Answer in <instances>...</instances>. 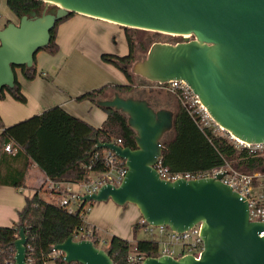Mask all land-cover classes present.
Returning a JSON list of instances; mask_svg holds the SVG:
<instances>
[{"label": "water", "instance_id": "95a60500", "mask_svg": "<svg viewBox=\"0 0 264 264\" xmlns=\"http://www.w3.org/2000/svg\"><path fill=\"white\" fill-rule=\"evenodd\" d=\"M38 1L46 8L0 30V94L5 87L15 88V66H34L57 22L79 14L128 28L192 36L176 44L154 43L147 57L134 63L133 74L152 82H187L224 130L247 144H264V0ZM50 5L54 7L47 9ZM96 105L127 116L137 148L95 139L92 154L109 149L126 162L128 172L120 186L106 184L96 193L77 196L83 204H132L147 224L179 233L201 224L204 249L198 257H150L142 264H264V236L259 235L264 223L251 221L246 198L222 181L228 171L192 180L160 178L155 166L162 158L163 138L173 130L172 110H156L146 99L118 92ZM19 229L14 264H28L26 230L23 224ZM53 250L67 263L115 264L110 250L75 235Z\"/></svg>", "mask_w": 264, "mask_h": 264}, {"label": "trees", "instance_id": "16d2710c", "mask_svg": "<svg viewBox=\"0 0 264 264\" xmlns=\"http://www.w3.org/2000/svg\"><path fill=\"white\" fill-rule=\"evenodd\" d=\"M7 4L20 21L22 16L42 8L45 3L38 0H7ZM75 15L77 14H70L57 22L51 31L49 45L40 51L51 55L59 52L58 28ZM122 28L129 47L128 54L125 56L103 54L102 60L120 70L127 82L105 85L88 91L76 97L77 102L89 101L96 104L98 99L108 98L109 92H118L124 97H136L132 93L135 91V77L138 75L129 70L135 63L138 45L135 36L131 34L135 29ZM17 69H21L25 78L30 81L37 76H43L37 70L36 58L32 68L15 66V74ZM7 96L20 103L27 102L17 76L15 88L5 87L0 94V101ZM136 98L146 99L156 109L151 98L146 96ZM101 109L106 112L107 118L99 128L71 115L60 106L52 107L9 127H5L0 115V185L24 187L31 164H36L47 178L54 182H85L90 179L93 172L101 171L99 165L92 163L96 138L103 143H116L121 140L122 147L136 149L135 131L128 125L127 116L114 109ZM172 111L174 126L163 138L162 153V164L171 172H210L224 166L246 174L264 170V151L250 153L247 149L237 148L220 135L202 132L180 102ZM8 144H11L14 150L10 156H7L5 151ZM20 162L22 166L18 167ZM90 165L92 169H89ZM85 207L86 204L70 213L65 208L41 199L38 192L32 197H27L24 207L18 213V223L0 226V264L15 263V241L19 237L20 224L24 225L28 239L26 245L28 264H46L50 260L57 264H80L67 263L62 253L54 254L53 248L65 242L71 235H79L81 231H91L93 236L90 239L96 245L99 244L98 231L84 220L88 212ZM140 229L142 227L137 223L134 226V239L138 253L146 258L158 257L159 244L148 239L138 240L137 233ZM131 246L129 240L114 236L107 242L105 249L111 251V258L115 264H127L132 251Z\"/></svg>", "mask_w": 264, "mask_h": 264}, {"label": "crops", "instance_id": "0c3cea01", "mask_svg": "<svg viewBox=\"0 0 264 264\" xmlns=\"http://www.w3.org/2000/svg\"><path fill=\"white\" fill-rule=\"evenodd\" d=\"M10 22L18 24L19 20L8 7L7 0H0V30ZM122 35L126 39L125 32L119 25L84 15L77 14L62 23L57 36L59 52L51 55L40 51L35 57L38 72L45 75L30 81L25 78L21 69L16 70L27 102L20 103L10 96L0 101V115L5 127L55 106L62 107L96 128L101 127L107 118L106 112L92 102H77L75 98L98 87L127 82L120 70L102 60L103 54L112 51L110 46L107 48L110 38L118 36L121 39ZM82 70H88V75L82 76ZM13 152H6V155L10 156ZM20 166L21 162L18 164ZM48 181L46 174L36 164H31L25 186L22 187L23 192L19 188L0 185V226L18 223V213L24 207L27 197L38 192L41 199L48 201L44 197V193L51 195L47 191ZM140 216L135 205L120 207L108 201L106 204L96 205L94 213L90 215L92 218L86 223L95 227L100 238L105 241L118 236L131 242L132 235L134 238V226ZM46 264L57 263L50 260Z\"/></svg>", "mask_w": 264, "mask_h": 264}, {"label": "built area", "instance_id": "2783aa9c", "mask_svg": "<svg viewBox=\"0 0 264 264\" xmlns=\"http://www.w3.org/2000/svg\"><path fill=\"white\" fill-rule=\"evenodd\" d=\"M178 37H181L182 39H193V37L189 35ZM155 83L154 88L157 90L172 93L177 97L178 101L185 107L202 132H210L215 135H220L237 148L247 149L250 153L264 151V144H247L236 138L230 132L224 130L210 115L207 108L200 101L199 96L194 93L187 82L183 80H172L166 83ZM120 142L121 140L116 142V144L120 145ZM5 151L9 153L13 152L11 144L5 146ZM92 156L93 165H99L101 171L93 172L89 180L81 183L54 182L49 180L47 183V190L51 194L53 200L57 202L56 205L67 209L70 213L85 206L86 203L83 204L80 197L96 193L106 184L120 186L128 172L126 162L109 149L97 150ZM89 169H92V165L89 166ZM155 169L160 178L168 181H176L180 178L192 180L203 177H214L217 173L228 171L229 173L224 175L222 181L246 198L249 203L250 220L264 223V192L258 193L255 191L256 189L264 188V182L259 181V179H264V170L252 174H246L231 169L229 166H224L210 172L173 173L167 167L163 166L162 158L155 166ZM19 190L20 192L24 191L23 188H19ZM139 224L144 232L157 238V240L154 241H156L160 247V255L158 257L171 256L176 259L186 255H194L198 257L204 249V241L200 235L201 224H197L191 229L181 233L172 230L166 225H149L144 219H142ZM259 235L263 237L264 231ZM92 236L91 231H81L79 235H75V238L77 240H91L90 237ZM107 242L108 241L100 238L97 246L105 249ZM53 252L54 254L58 253L56 250H53ZM145 259L147 258L144 255L139 254L137 248L134 246L128 256L127 264H142ZM28 260L31 261V258Z\"/></svg>", "mask_w": 264, "mask_h": 264}, {"label": "rangeland", "instance_id": "374dc122", "mask_svg": "<svg viewBox=\"0 0 264 264\" xmlns=\"http://www.w3.org/2000/svg\"><path fill=\"white\" fill-rule=\"evenodd\" d=\"M54 6L50 5L47 9H51ZM46 8V4L43 5V7L41 9H45ZM117 25V24H116ZM120 26V25H119ZM121 28L123 26H120ZM123 29V28H122ZM131 34L135 36V40L137 42V40L140 41V39H144L145 37H149L152 35H158L160 36L159 38H161L162 40H170L171 42H173V44H176L178 40H181V37L175 36V35H170L167 33H158V32H154V31H146V30H140V29H135L131 31ZM116 36H112L110 38V42L108 43L109 45H107V48L110 46L112 48V51H107V54H111V55H119V56H125L128 54L129 52V47H128V43L127 40L124 38V36L122 35V38L120 39L118 36L115 38ZM153 44H149L146 45L145 47H143V49L140 50V48L137 45V50L135 53V63L137 61H141L143 59H145L148 55L149 49ZM65 51H68V48H65ZM106 63V62H105ZM109 64V63H107ZM112 65V64H110ZM134 64H132L129 68V70L132 72V67ZM113 66V65H112ZM83 73H80L82 76H87L88 75V70H82ZM77 73H79V71H77ZM143 79L140 76H136L135 77V91L132 93L133 95H135L136 97L138 96H146L148 98H151L152 103L155 105V108L157 110L161 109V108H166V109H170L172 110L174 107H176L179 104V101L177 99V97L172 94V93H168L165 91H160L157 92L155 91L153 94L156 98L151 97L148 92H144V89H142V83ZM101 88V87H98ZM96 88V89H98ZM94 90V89H93ZM91 91V90H90ZM114 92H109L107 94L108 98H111L113 96ZM259 181L264 182V179H259ZM79 190V189H77ZM37 191V190H35ZM48 191V190H47ZM255 191H257L258 193L264 192V188H260V189H256ZM44 197L45 199H47L49 202L56 204L57 202L53 200V198L51 197V195H48L46 193H44ZM114 205H116L114 202H112ZM100 203L98 202H92V203H86V209L88 210V212L86 213V215L84 216V220L85 222H89L90 215H92V213H94V210L96 208V205H98ZM102 204H106V202H103ZM118 206V205H116ZM107 213L112 214L111 211H107ZM94 215V214H93ZM142 220V217L140 216L139 221H137V223H139ZM137 238L138 240H143V239H148V240H157L156 237L151 236L150 234H147L146 232H144L143 229H140L137 233ZM133 235H132V240H131V247L133 248L135 246V242L133 240ZM104 246V245H103Z\"/></svg>", "mask_w": 264, "mask_h": 264}, {"label": "flooded vegetation", "instance_id": "af4514ba", "mask_svg": "<svg viewBox=\"0 0 264 264\" xmlns=\"http://www.w3.org/2000/svg\"><path fill=\"white\" fill-rule=\"evenodd\" d=\"M160 36L158 35H152V36H149V37H145L144 39H140L137 40V44H138V47L141 49H143V47H145L146 45H149V44H154V43H172L170 40H162L161 38H159ZM184 41V39H181V40H178V42H182ZM141 77V76H140ZM143 79L142 83V89H144V92H148L149 94H151L150 96L152 97L153 95V98H156L154 96V92L157 91V92H160V90H157L156 88H154V85L156 84L155 82H152V81H149L143 77H141ZM145 97V96H144ZM154 105V104H153ZM155 106V105H154Z\"/></svg>", "mask_w": 264, "mask_h": 264}]
</instances>
